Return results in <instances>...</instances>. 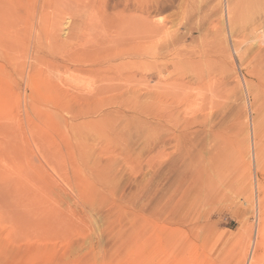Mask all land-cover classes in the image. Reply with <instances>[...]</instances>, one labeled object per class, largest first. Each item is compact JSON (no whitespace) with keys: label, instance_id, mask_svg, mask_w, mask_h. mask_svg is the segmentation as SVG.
<instances>
[{"label":"rangeland","instance_id":"rangeland-1","mask_svg":"<svg viewBox=\"0 0 264 264\" xmlns=\"http://www.w3.org/2000/svg\"><path fill=\"white\" fill-rule=\"evenodd\" d=\"M263 19L0 0V264H264Z\"/></svg>","mask_w":264,"mask_h":264},{"label":"bare ground","instance_id":"bare-ground-1","mask_svg":"<svg viewBox=\"0 0 264 264\" xmlns=\"http://www.w3.org/2000/svg\"><path fill=\"white\" fill-rule=\"evenodd\" d=\"M227 10V9H226ZM264 20V19H263ZM255 26V25H254ZM254 30V29H253ZM159 119V118H158ZM209 123V122H208ZM253 131V130H252ZM252 133V132H251ZM253 136V135H252ZM216 141V140H215ZM214 149V148H213ZM215 150V149H214ZM214 150H212V153H215ZM210 153V152H209ZM216 154V153H215ZM206 166H205V172L208 173L210 171L216 170L217 166H218V156L214 155V154H209L207 159H206ZM255 168V167H254ZM214 173V171H213ZM216 173V172H215ZM260 205V204H259ZM260 209V208H259ZM254 241V240H253ZM253 245V244H252ZM252 248V247H251ZM252 250V249H251ZM254 250V249H253ZM252 250V251H253ZM251 251V252H252ZM251 254V253H250ZM246 264H252V255L249 256Z\"/></svg>","mask_w":264,"mask_h":264}]
</instances>
